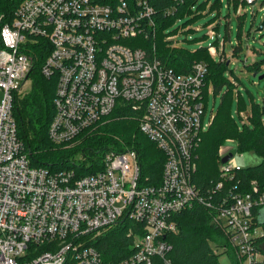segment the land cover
I'll use <instances>...</instances> for the list:
<instances>
[{
    "label": "built area",
    "instance_id": "obj_1",
    "mask_svg": "<svg viewBox=\"0 0 264 264\" xmlns=\"http://www.w3.org/2000/svg\"><path fill=\"white\" fill-rule=\"evenodd\" d=\"M155 31L150 0H0V264H172L165 240L177 230L172 217L196 204L212 212L242 263L264 260V252L255 258L264 236L254 222L253 210L264 206L255 181L249 192L230 187L214 201L241 169L231 158L207 195L194 183L207 128V66L197 62L189 73L164 66L154 47L135 42ZM40 60L41 74L56 83L52 143L68 146L129 105L165 155L161 176L144 174L133 150H106L102 169L84 176L33 166L16 133L14 104ZM130 223L139 228L126 229L129 254L106 262L91 239Z\"/></svg>",
    "mask_w": 264,
    "mask_h": 264
},
{
    "label": "trees",
    "instance_id": "obj_2",
    "mask_svg": "<svg viewBox=\"0 0 264 264\" xmlns=\"http://www.w3.org/2000/svg\"><path fill=\"white\" fill-rule=\"evenodd\" d=\"M197 1L184 0L175 3L173 0H150L156 16V31L149 40L135 41L136 45L147 49L154 47L156 58L177 73H189L195 63L203 62L208 69L204 88L206 98L207 91L212 85L214 96L224 87L226 88L218 114L209 124L208 131L203 134L197 152L194 183L201 194L207 195L209 190L221 180L219 149L227 140H234L237 143L239 153L251 150L260 156L262 161L258 165L236 171L232 180L225 183V188L213 195L214 201L221 200L225 195V189L230 187H236V192L240 194L249 192L254 181L260 189L259 194H264V98L261 102L252 99L251 113L248 116L249 124L239 128L231 115L235 83L225 75L229 63L225 52L223 51L219 61H216L208 47H200L191 52L172 47L167 42L168 28L173 25L177 17L193 14L192 7ZM229 2L233 3L235 10L240 4H247L245 0H229ZM205 7V4L201 5L198 11ZM169 9L172 10L171 14H164ZM194 17L198 18L199 14ZM238 18L241 19V16ZM240 52L242 46L238 43L233 47L232 55L237 57ZM42 62L43 60H40L31 72L29 88L24 91L25 93L17 95L14 104L16 133L33 166L55 168L70 162V168L78 175L84 176L102 169V157L106 150H110L109 146H114L119 151H136L140 157L143 173L153 178L156 175L161 176L165 155L141 132L137 115L129 105H120L113 114L83 133V140L77 146H58L52 143L47 131L55 115L53 102L56 83L54 79H46L41 74ZM246 68L250 72L259 74L262 64L254 62L250 66L246 65ZM231 73L234 74L233 71ZM234 76L235 82L240 81L236 75ZM239 108H242L240 102ZM78 156H81L80 162H75L74 158ZM262 208L264 206L255 208L253 214L255 225L264 231V220L258 219ZM212 215L208 208L196 204L172 217L177 230L168 233L165 237L172 246L170 252L172 264H220L219 254L216 251L218 248L228 249L229 243L224 229L212 223ZM129 226L135 230L139 228L131 223L125 227L114 226L105 230L101 236L91 239L90 243L102 254L106 262H116L129 254L131 238L126 234ZM261 242H264V236L258 237L257 243ZM232 255L233 253H230L232 264H243L239 257L236 259ZM257 264H264V260L258 261Z\"/></svg>",
    "mask_w": 264,
    "mask_h": 264
},
{
    "label": "rangeland",
    "instance_id": "obj_3",
    "mask_svg": "<svg viewBox=\"0 0 264 264\" xmlns=\"http://www.w3.org/2000/svg\"><path fill=\"white\" fill-rule=\"evenodd\" d=\"M204 4L206 5L205 9L198 11V8ZM192 11L193 14H186L175 19L173 25L166 32L167 42L172 47L182 48L191 52L198 50L200 47H208L216 61H219L221 53L225 52L224 54L229 60L225 75L235 83L231 115L237 126L243 128L244 124H249L248 116L251 113L252 99L261 102L264 98V78L260 79V76H264V30L256 31L264 20V0H257L253 4H240L237 10H235L233 3L229 2V0H198L192 7ZM197 14H199V17H194ZM238 16H241V19ZM253 25L254 27L252 28ZM238 43L242 46V52H240L239 56L234 57L232 49ZM254 62L262 64V69L257 76L246 68V65L250 66ZM234 75L240 81L235 82ZM30 84L31 81L26 84L22 91L23 93L29 88ZM225 91L226 88L224 87L219 94L214 96L213 85L209 87L210 94L204 118V125L207 127L206 131H208L209 124L212 123V120L218 114L222 95ZM2 99L1 93L0 104ZM239 102L242 104V108H239ZM134 117L136 118V116ZM82 137L76 142L69 144L68 147L81 144ZM109 148L119 150L114 146H109ZM219 154L222 157L231 154L230 163L233 167L239 168L258 165L262 161V158L251 150L239 153L237 143L234 140L224 141V144L219 149ZM80 157L74 158L75 162H80ZM70 165L69 162L62 166H55V168H70ZM117 206L121 207L122 203H118ZM258 219L260 221L264 220V208L261 209ZM47 247L48 245L44 244L42 250ZM255 251H259L255 258L262 259L264 242L257 245ZM216 252L219 254L220 264H232L230 253H233L232 256L236 259L240 256L230 244L228 249L218 248ZM243 264H248V262L244 260Z\"/></svg>",
    "mask_w": 264,
    "mask_h": 264
},
{
    "label": "water",
    "instance_id": "obj_4",
    "mask_svg": "<svg viewBox=\"0 0 264 264\" xmlns=\"http://www.w3.org/2000/svg\"><path fill=\"white\" fill-rule=\"evenodd\" d=\"M263 30H264V20H263V22L260 24V26L257 28L256 31L259 32V31H263ZM255 76H257V73L255 74ZM262 78H264V76H260V79H262ZM231 158H232V155L229 154V155H227V156H224V157L222 158L221 162L224 164V163L228 162Z\"/></svg>",
    "mask_w": 264,
    "mask_h": 264
}]
</instances>
